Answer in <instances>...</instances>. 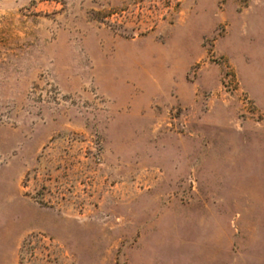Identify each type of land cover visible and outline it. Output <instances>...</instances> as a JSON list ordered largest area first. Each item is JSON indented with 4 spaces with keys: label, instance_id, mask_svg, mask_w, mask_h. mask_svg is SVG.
I'll use <instances>...</instances> for the list:
<instances>
[{
    "label": "rangeland",
    "instance_id": "rangeland-1",
    "mask_svg": "<svg viewBox=\"0 0 264 264\" xmlns=\"http://www.w3.org/2000/svg\"><path fill=\"white\" fill-rule=\"evenodd\" d=\"M0 264H264V0H0Z\"/></svg>",
    "mask_w": 264,
    "mask_h": 264
}]
</instances>
